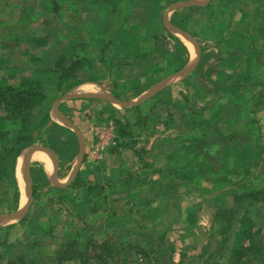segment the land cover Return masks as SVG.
Returning <instances> with one entry per match:
<instances>
[{"label": "crops", "instance_id": "1", "mask_svg": "<svg viewBox=\"0 0 264 264\" xmlns=\"http://www.w3.org/2000/svg\"><path fill=\"white\" fill-rule=\"evenodd\" d=\"M27 1L0 0V89L19 87L22 76H35L34 69L50 65L57 53L52 58L42 50L47 51L56 45L61 48L59 42L67 43L66 30H73V27L78 31L75 35L70 32V35L78 40H72L71 44L85 48L79 56L91 59L93 68L91 72L87 68L77 69L59 90H53L52 94L46 91L47 98L33 109L31 115L15 123L6 119L3 101H0V153L11 146L19 149L0 162V264H8L7 249L14 238L20 236L12 238L11 234L17 233L12 230L25 224L31 214L34 197L42 191L56 193L58 189H66L77 174L83 172H91L89 179H94L92 172L96 168L99 181L108 174L116 182V188L125 186L137 192L136 202L142 200L146 190L153 185L169 193L166 197L170 199L166 202L172 207L181 208L180 200L184 195L198 196L199 203L188 205L184 211L182 209L179 220V223L183 219L193 220L189 224L190 229L193 227V236L197 235L196 227L201 228L198 226L201 224L198 211L202 208V198H205L203 193L211 192V223L209 227H202L208 236H215L211 233L212 222L216 214H222L219 209L222 202L225 203V197L232 196L233 201V195L241 194L239 185L235 183L240 180V175L251 171V174H257L264 170V145L261 156L253 157L251 164L254 166L246 171L241 170V164L246 162L241 156L245 155L238 153L243 152L246 144L255 142V136L249 131L251 121H260L261 139L264 135V61H257V57L249 54L239 66V55L236 54L248 44L249 17H254L256 11L251 13L240 7V16L247 20L241 28H236L233 26L237 23L231 19L237 0H224L221 5L216 0H115V7L106 12L97 7L96 0H66L68 4L62 0H36L34 7ZM257 2L264 6V0ZM56 3L63 5L60 12L64 18L54 10ZM189 9L196 13H187ZM100 11L109 16L108 21L114 29L124 24L126 33L124 36L120 33L124 43L132 44L137 38L136 32L140 33V45L146 47L143 53L148 51L142 60L144 63L163 61L162 55L152 45L157 43L160 48L167 49L172 42L174 48L170 49L171 52L179 46L183 47V64L172 72L157 71L146 87L136 90L133 96L128 92V98L125 95L118 98L112 78L118 76L120 83L126 79L143 81L147 68L135 63L139 58H127V50L120 51V60L125 61V65L117 76L111 75L103 62L94 58L96 50H93L92 33L95 30L92 28L95 23L100 26ZM222 11L225 14L220 15ZM71 14L76 15L74 19L68 17ZM175 14L189 19L186 23L178 21L185 28L174 21ZM39 20L44 22L43 26L29 27L30 21ZM63 20H68L70 26H66ZM50 24H53L54 30L49 29ZM40 27L46 30L44 35L40 34ZM259 28L264 33V24ZM82 29L91 33L83 35ZM12 40L25 44L22 55L15 57L17 59L5 53ZM185 69L188 70L184 72ZM48 79L51 80L50 75L46 77ZM254 102L258 103L257 106L253 105ZM160 108L164 115L156 113ZM252 108L253 112L248 111ZM216 109L220 110V114L213 119L211 117ZM91 111L104 120L91 121ZM78 118L82 121L81 125H77ZM116 119L129 125V135L117 134ZM202 120H205L204 126L195 124ZM41 121L47 122L41 124ZM212 133L215 135L212 136ZM191 135H195L193 141L204 143V146L219 136L217 139L221 140L222 146H236L238 152L224 155L208 147L198 150L190 143ZM141 138L143 143L150 142L149 147L145 144L137 147ZM123 141L130 144H122ZM124 151L131 161L128 164L120 156ZM65 152L70 154L63 155ZM137 158H147L148 162L144 160L141 168L136 165L131 167ZM107 159L119 163L108 169ZM87 161H96L97 165L86 167ZM232 173L239 174L238 178L233 179ZM214 178L220 180L213 181ZM138 182L140 185H136ZM258 182L255 188L261 189L264 182ZM222 191H228L223 200L219 196ZM145 198L142 203L149 204V197ZM146 212L145 218L150 217V212ZM164 214V210L159 211L150 219L154 217L158 222ZM150 219L147 218L148 221ZM184 251L186 249L182 248V254Z\"/></svg>", "mask_w": 264, "mask_h": 264}, {"label": "rangeland", "instance_id": "2", "mask_svg": "<svg viewBox=\"0 0 264 264\" xmlns=\"http://www.w3.org/2000/svg\"><path fill=\"white\" fill-rule=\"evenodd\" d=\"M35 1L36 0H28L27 3H30V6L34 7ZM257 1L259 0H237V8L235 9V13H233L231 19V21L237 23V25L233 27L241 28L245 24L244 20L246 18L244 19L240 16L239 12L242 10L240 7L245 8L246 11H251V13L256 11L254 17H249L250 26L248 27L247 33L248 44L245 45L241 52H236V54L239 55L240 62L237 63L239 66L243 63L245 57L247 55L249 56V54H253L254 57H257V61H264V43H262V41H264V33L260 32L259 28L261 24H264V6ZM218 4H224V1L218 2ZM187 13L196 12L192 9H189ZM219 14L223 15L225 12L222 11ZM224 18L226 19L225 16ZM37 25L43 26L44 22H41L40 20L39 22H29V27H34ZM52 28L53 24H50L49 29ZM40 30L42 32L40 34L44 35L46 30L44 28H41ZM82 31L84 32H82L83 35H88L91 33L86 29H82ZM172 44L173 43L171 42V44L167 46L169 51L174 48V45ZM2 49L5 50L6 47L5 49L3 47ZM23 49H25V44L20 45L17 43V40H12L10 42V46H8L6 49L7 52L5 53L9 54V57L15 58L18 55H22L21 52ZM19 64L24 66L21 62ZM126 71L128 70H125V72ZM257 72L258 70H256V73ZM257 83L258 82H256V84ZM176 91L174 92L175 96L177 94ZM257 102H254L253 105L257 106ZM250 110L251 112L254 111L253 108L249 109L248 111ZM89 113H91V121L104 120V118L101 117L97 118L92 111ZM156 113L159 115L165 114V112L162 114V108H160L159 111H156ZM82 117L84 119L86 118L84 116ZM87 118H89V116ZM76 120L77 125H81L82 121H79V118ZM259 123L260 121L251 122L252 127L249 131L255 137L257 133H261L260 129L258 132ZM241 129L242 128H240L239 131ZM259 135L261 136V134ZM143 144H145L146 147H149L150 142L143 143V138H141L137 147H143ZM120 156L123 157L125 164L131 162L126 151L122 152ZM144 160L147 161V158H137V161L135 160L136 162L132 161L135 163H133L131 167H135L136 165L138 168H141L143 166L142 163L145 162ZM220 161L223 163V160ZM96 163V161H87L85 165L86 167H94L97 165ZM117 163L119 162L110 161L109 159L106 160V166L108 169ZM243 168H245V165H241V170H243ZM244 174L251 177V174L247 172ZM231 175L233 179H237L239 176V174L237 175L236 173H232ZM105 176L106 178L104 177V179H101V181L104 183L101 181L97 182V185H102L104 189L98 190V187L87 189L89 194H92V196H90L91 200L88 205L86 204L76 206V204H73L82 198L83 191H81V194L77 196L78 198L75 197L76 200H72L73 202L64 198H60L55 192L46 193L42 191L40 195H36L33 200L31 213L36 214V220L40 226V229L32 231V234L28 235L26 234L28 233V230L24 225L13 229L12 231H17V233L14 235L11 234L12 238H14L16 235L20 236L18 238H14L13 243L19 242L16 243L19 245H12L14 246L13 249L9 250L10 253H12L11 255H16V253L19 252V248L23 249L24 247L22 246H27L29 243H33L39 239L38 243H34L31 248L25 252L27 262L29 260L32 262V264H66L64 261H67L68 259L71 260V258L68 256L74 255V253H79L78 256H75L78 257V259H72L70 263L68 262L67 264H73L75 262L77 264H183L181 263L183 255H185L186 260H190V262L199 261L200 256H204L206 259L209 258L213 264H230L232 260V253L230 251L232 247L231 245L233 244L232 234L234 235L233 232H237V229L239 226H241L239 217L247 216L250 227L249 231H246V233L243 235L253 233V237H244L242 239V246L245 248V250L242 251L240 256L236 257L235 263L258 264L260 257L264 256V250L261 247L257 246L256 250L250 249L251 243L253 242L261 244V246L264 247V205L262 202L257 201L255 202L256 205L253 207L245 208V201L242 200L240 202L239 200L238 202H234L232 201V196L226 198L225 210L222 212V214L218 215V217L216 214L215 219L212 222L211 233H214L215 236H208L206 234L205 228H203L202 225L209 227L211 223L210 217L213 208L209 205L213 204V194L211 192L209 194L203 193L205 198H202V208L200 211H198V213L201 214L199 221L201 224L198 226H200L202 229L196 227L195 232L197 235L193 236V227L191 229L189 228V224L193 220L190 219L186 221L183 219L180 221L182 223H179V220L182 209L184 211L188 205H192L197 202L199 203V197L194 195H184L180 200L181 208L175 205H173V207L171 205L168 206V203L166 202V200H168L166 197L168 192L162 191V187H158V185H153L150 187V189L146 190L147 193L145 197H149V204H145V202L144 204L142 203L144 199L146 200L145 197H143V199L138 202V206L144 212V214L146 211L150 212V217L145 218L147 213L143 217V220L146 222V227L148 228V234L142 236L144 241H149L148 243H152V246H148L143 242V246L145 247L144 250L146 252L145 254L138 252L135 255H132V248L128 249L126 252H121L119 250V245L115 236L114 238L108 239L110 234L106 230V227H104V223L105 218L108 216L107 214L114 212L113 210L115 208L118 216L121 217L127 215L126 211L130 207V194H132V190L126 189L123 185V188H116V182L111 180V176L108 174ZM90 180V182H92L94 179L90 178ZM136 185H140V183L138 182ZM98 192L100 193L97 195ZM107 192L111 194L106 196V201H103L102 197L106 195ZM209 195L212 197L209 198ZM96 200L97 202L94 205L93 201ZM163 210L165 211V216L162 217L160 215L161 218L158 220V222H156L154 217L150 219L153 215H156L157 211L162 212ZM76 211L81 212L82 215L77 214ZM142 214L143 213H135L133 214V217L139 221V219L143 216ZM147 218L150 219V221H148ZM144 221L142 222L144 223ZM165 225L166 230L163 227ZM122 228H134L133 232H137V229L134 227L133 223H130L129 221H127L125 224H120V229H118V232H122ZM152 228L156 229L153 230ZM73 237H77L79 242L77 246H80L79 249L73 242H71L75 240ZM67 244L69 245L66 247ZM214 247H216L215 250ZM182 248L186 249L184 254H182ZM209 253L210 255L208 256ZM23 259L25 260V258ZM233 260H235V257H233ZM80 261L83 262L81 263Z\"/></svg>", "mask_w": 264, "mask_h": 264}, {"label": "trees", "instance_id": "3", "mask_svg": "<svg viewBox=\"0 0 264 264\" xmlns=\"http://www.w3.org/2000/svg\"><path fill=\"white\" fill-rule=\"evenodd\" d=\"M96 1H98L96 2L97 7H100L102 10L104 9L105 12L107 9H110V7L112 8L115 7V4H113L115 0H96ZM216 1L221 2L222 0H216ZM62 2L68 4L66 0H62ZM74 3L75 1L72 2V4ZM62 6L63 5H59L58 3H56L54 10L57 12H60ZM60 13L61 14L59 16H61V18H64L63 13L62 12ZM70 16L72 17V19H74L76 15L71 14L68 17L71 18ZM182 18L183 17H178L175 14L174 21L176 23H178L179 20H182L185 23L189 21V19H182ZM108 20L110 21L109 16L105 14L104 12H102V20L100 21V26L95 23L94 27L92 28V30L93 29L95 30V32L92 33L93 35L92 40L95 43V48H93V50H96L93 55L95 56L94 58H98L99 60H101L104 64V68L108 72H110L111 75H116V74L118 75L119 71L121 72V67L125 65V61L120 60L121 59L120 51L127 50V53H126L127 58H131V57L139 58V60H137L135 63L140 64L141 66H146L147 68V72L144 74L145 79L143 81L135 80V79L134 80L126 79L120 83L118 81L119 77L117 75H116L117 77L114 76L112 78L111 83L113 86H115L114 93L118 98H122L124 97V95L125 97L128 98L130 93H131V96H133L136 90L146 87L147 86L146 84L149 81H152L153 77H155V75L157 74V71H162L166 73L172 72V71L178 70V68H180V66L183 64V60L185 56H184V49L182 46L177 47L176 51L174 52L168 51L166 54L164 52L167 49L160 48L157 43H155V45H152V48L162 55L163 61L156 62V63H149V64L144 63V61L142 60L145 58V55L148 53V51L143 53V51L146 50V47L143 45H140V39H141V37L139 36L140 33L136 32V34L138 35L132 44L124 43L123 36H124V33H126L124 29L125 27L124 24L117 25L116 28L114 29V27ZM63 22L66 23V26L68 27L70 26L69 25L70 22L68 20L66 21L63 20ZM178 24L181 25L180 23ZM181 27L185 28L184 25H181ZM66 31L67 32H66L65 37H66L67 43L59 42V44L61 45V48L58 45H56L55 48L52 47L51 49L47 51H45L44 49L42 50L43 53L47 54L48 56H52V58H53V55L57 53L56 54L57 56L55 57V59L50 61V65H46V66L34 69L33 72L35 76H22L21 79L19 80V87L8 86V87L2 88V90L0 89V101H3V105H4L5 113H6L5 116L9 122L15 123L17 122V120H23L24 118L31 115L33 109L47 98L48 95L46 91L52 94L53 90L54 91L59 90L65 84V81L77 69L87 68V70L91 72L93 68V61L91 59H87L85 57L79 56L82 50L85 51V48L84 47L79 48L77 46L73 47V45L71 44L72 40L76 41L77 39V38H72L71 35L72 34L75 35L78 30L75 29V27H73V30L69 28ZM70 32H72L71 35H70ZM121 32L123 36L120 35ZM44 41L45 40H43V42ZM49 75L51 76V80L50 79L46 80V77H49ZM95 76H99V75H95ZM128 92L130 93L128 94ZM219 114H220V110L216 109L215 113L212 115L211 118L215 119L219 116ZM45 116L47 118V114H45L44 117ZM204 121L205 120L197 121L195 122V124L204 126L205 124ZM46 122L47 121H41V124H44ZM210 122L212 121H209V123ZM115 123H116L118 135L126 136L131 133V130L127 123L124 124L119 119H116ZM259 128L260 127H258V132H259ZM250 130H251V127H250ZM259 134L262 135V133H259ZM259 134L258 133L256 134L255 142L253 144H249V145L246 144V146L242 150L243 152H240V151L238 152L236 146H232L230 148H228V146H225V145L222 146V143L220 142L221 140L217 139L219 138V136H215L213 141L208 142V144L205 143L206 146H204V143L193 141V138L195 137V135L193 136L191 135L189 139H190L191 145L194 144L198 150H206V148L208 147L210 150L213 149L214 152L223 153L224 155H228L231 152L233 153L238 152L239 155H242L244 153L245 156H241V157L246 162L242 163L241 165H245V168H243V171H246L248 170L247 167L254 166L252 165L253 163L251 162L253 160V157L261 156V152L263 150L262 147L264 145V142H263L264 135L262 136L263 139H261ZM211 135L213 136L215 134L212 133ZM51 136H53V134ZM18 138H23V137H18ZM8 143L12 145V142H8ZM124 143L126 145L130 144V142L128 141H123L122 144ZM18 151H19L18 148L12 147V146L5 148V150L2 153H0V162L4 160L3 158H5L6 155L12 154V153L16 154ZM62 154L67 155V154H70V152L69 153L65 152ZM262 172H264V170H261L257 174L256 173L251 174L252 173L251 171L249 173L251 174V177L245 174L240 175L241 176L240 180L236 181L235 183L239 185V188L241 189L240 190L241 194L233 195L234 202H238L239 200L240 202L242 200L245 201L246 202L245 208L253 207L254 205H256L255 202L257 201L262 202V204L264 205V184L261 189L255 188L259 184L258 181H260V183L264 182V174ZM90 173L91 172H87V173L83 172V174H77V176L67 186L66 189H58L56 191L57 195L60 198H64V199H67L73 202L72 200L75 199V197L78 198L77 196H79L81 194V191H83L82 198L73 204H76V206H81V205H86V204L88 205L91 200L90 196H92V194H89L87 189L96 188V187L99 188L98 190L104 189L103 186L97 185V182L99 181V176H100L97 168L94 172H92V175L94 176V180L92 182H90L91 180L89 179V176H88V174L90 175ZM104 177L106 178V176L103 175L102 179H104ZM219 180L220 178L213 179V181H219ZM10 182L12 183V180H10ZM99 193L100 192H98L97 195ZM227 193L228 191H222L220 193L219 196L221 197L222 200H223V197L227 196L226 195ZM110 194L111 193L107 192L106 195L102 197V200L106 201V196H109ZM135 195H137V192H134V191H132V194H130L131 202L129 205L130 207L126 211L127 215H124L121 217L118 216L116 212V208H115L113 210L114 212L107 214L108 216L105 218V223H104V227H106V230L110 234L109 235L110 237L108 239L114 238L115 236L118 242V245H119V250L121 252H126L128 249L132 248V252H133L132 255H135L138 252L142 254L146 253L144 250L145 247L143 246V242L147 244L148 246H152V243H148L149 241H144L143 236H142V235L148 234L147 233L148 228L146 227V222L144 221L143 223L142 222L143 220L139 219L138 221L136 218L133 217V214L135 213H143L142 215H144V212L141 209H139L140 207L137 204L138 202L135 201L136 200ZM167 199H170V197H167ZM225 200H226V197H225ZM93 202H94L93 204L95 205L97 200ZM225 204L226 203L222 202L221 208L219 209V213L225 210L226 208ZM76 213L79 215H82V213L79 211H76ZM76 216L79 217L78 215ZM127 221H129L130 223H133L134 227L137 229V232H133L134 228H129V229L122 228L121 229L122 232H118V229H120V224H125ZM239 221L241 223V226H239V228L237 229L238 230L237 232H233L234 235L232 234L233 244L231 245L232 250L230 249L232 253V260L230 264H237L235 263L236 257L240 256L242 251L245 250V248L242 246V242H241L242 239L244 237H250V238L253 237V233H248L247 235H243L246 233V231H249L250 225H249L248 217L247 216L239 217ZM24 226L28 230V233H26L27 235L32 234V231L40 229L39 228L40 226L36 220V214L31 213L29 217L26 219ZM163 227L166 228V226H163ZM152 229L155 230L156 228H152ZM73 239L75 240L71 242H73L76 245V247L79 249L80 246H77L79 244L77 237H73ZM118 240H121V241H118ZM38 242H39V239H37L33 243H29L27 246H22L24 248L23 249L19 248V252L13 256L11 255L12 253H10L9 250L13 249L14 246L12 245H19V244H10L7 249V251H9V254L6 255L8 264H32V262H30L29 260L27 262L26 257H25V252L29 250L34 243H38ZM68 245L69 244H67L66 247ZM257 246L261 247L264 250V247L261 246V244H257L254 242L251 243L250 249L256 250ZM78 255L79 253L77 254L74 253V255H69L68 257L71 259H78V257H75ZM209 255L210 253L208 254V256ZM233 257H235V260H233ZM23 258H25V260ZM259 260L260 261H258L259 262L258 264H264V256L260 257ZM80 262L82 263L83 261H80ZM181 263L183 264H208V263L213 264L209 260V258L206 259L204 256H200L199 261L190 262V260H186L185 255L182 257Z\"/></svg>", "mask_w": 264, "mask_h": 264}, {"label": "bare ground", "instance_id": "4", "mask_svg": "<svg viewBox=\"0 0 264 264\" xmlns=\"http://www.w3.org/2000/svg\"><path fill=\"white\" fill-rule=\"evenodd\" d=\"M40 155H42L41 153H40ZM43 156V155H42ZM44 158H45V156H43ZM45 160L49 163V160L47 159V158H45Z\"/></svg>", "mask_w": 264, "mask_h": 264}, {"label": "water", "instance_id": "5", "mask_svg": "<svg viewBox=\"0 0 264 264\" xmlns=\"http://www.w3.org/2000/svg\"><path fill=\"white\" fill-rule=\"evenodd\" d=\"M192 3H193V1H192ZM187 70H188V69H187ZM187 70L185 69V71H184V72H186Z\"/></svg>", "mask_w": 264, "mask_h": 264}]
</instances>
